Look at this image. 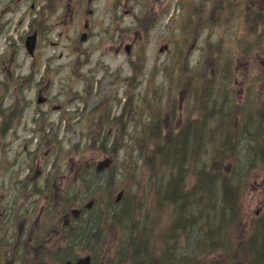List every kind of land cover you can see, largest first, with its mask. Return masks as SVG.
Returning a JSON list of instances; mask_svg holds the SVG:
<instances>
[{"label": "rangeland", "instance_id": "374dc122", "mask_svg": "<svg viewBox=\"0 0 264 264\" xmlns=\"http://www.w3.org/2000/svg\"><path fill=\"white\" fill-rule=\"evenodd\" d=\"M263 6L264 0H0V124L4 113L15 118L8 114L10 109L27 102L21 124L29 129L36 125L31 117L39 90L49 97V115L41 118H48L45 129L57 130L48 144L39 149L27 144L17 153L16 142L7 134L6 144L0 138V160H7L6 147L24 155L38 172L39 187L56 196L69 193L91 200L92 213V207L99 213L106 194H112L102 217L105 229L101 231L99 223L92 229V264L124 261L127 241L128 262L123 264H181L176 256L192 264H247L244 248L217 258L206 242L225 239L226 232L234 235L239 229L238 236H245V212L253 215L262 203L264 208ZM32 30L38 35L31 56L23 39ZM13 102L16 105L9 108ZM185 105L193 115L203 113L197 145L177 168L172 164L157 169L165 129L177 125ZM121 108L125 117L117 121ZM151 124L165 130L153 141ZM32 135L27 130L22 138L33 140ZM50 151L57 162L53 169L47 164L43 168V156ZM105 157L113 158L112 165L84 183L79 175L85 163L92 172ZM205 168L213 170L217 183L210 195L204 191L206 202L201 217H195L197 225L180 227L173 201L170 211L158 215L164 224L176 225L177 233L171 234L175 242L163 224L155 236L152 228L148 231L149 246L133 256V241L128 239L134 228H128L129 222L140 218L148 225L152 199L162 200L154 191L163 192L162 178L174 172L192 189L194 181L186 184L187 179H197L196 173ZM74 172L78 178L71 181ZM222 179L232 195L223 193ZM124 199L133 206L132 214L117 217L112 210L124 206ZM262 222L254 227L255 236Z\"/></svg>", "mask_w": 264, "mask_h": 264}, {"label": "flooded vegetation", "instance_id": "af4514ba", "mask_svg": "<svg viewBox=\"0 0 264 264\" xmlns=\"http://www.w3.org/2000/svg\"><path fill=\"white\" fill-rule=\"evenodd\" d=\"M250 17L253 19L252 14ZM10 115L17 117L8 119V127L0 129V138L6 144L7 134H11L17 153L27 147L28 139L22 138L21 114ZM52 139L45 137L43 142ZM6 152L7 160H0V264H55L86 253L91 244L92 215L85 207L90 203H77L69 193L56 196L46 192L48 188L35 182L38 172L32 170L33 163L29 165L24 155H14L10 147ZM46 161L48 168H54L57 158L51 153ZM72 177L75 179V172ZM77 247L84 251L77 254Z\"/></svg>", "mask_w": 264, "mask_h": 264}, {"label": "bare ground", "instance_id": "6f19581e", "mask_svg": "<svg viewBox=\"0 0 264 264\" xmlns=\"http://www.w3.org/2000/svg\"><path fill=\"white\" fill-rule=\"evenodd\" d=\"M202 112L196 113L193 117L190 118L188 127L180 132L179 134L175 135L172 138V149L168 151V155L165 154L166 160H171L174 158H178V164L180 162H183V160L186 157V154L189 153L190 148L193 146L194 139L198 133V123L202 118ZM264 115V114H263ZM119 118H122L121 116H115V119L119 121ZM262 126V125H261ZM261 126L258 125V129L261 130ZM166 130V131H165ZM165 133L169 131V129H165ZM259 130V131H260ZM148 131L152 135V137L158 138V136L163 135V132L156 126L151 124L148 128ZM212 131H209L207 135H211ZM187 188L178 187L176 188L177 192L172 193L171 197L168 200H163L164 205L170 206L173 201L178 204V211H179V217L180 222L183 224H187L191 221L192 217L195 215V212L201 202V198L204 197L203 193H200L198 196H187L184 195V192ZM110 195L106 194V199L110 200ZM123 202H129L128 200L124 199ZM101 215L100 213H96L91 217L90 225H89V232L90 235H95V231L92 230L94 227V223H99ZM94 222V223H93ZM149 223L151 226L155 227L157 226L158 222L155 218L149 217ZM165 226V232L169 234V239L174 241L171 234L177 233L178 229L176 230V225H173L172 222H167L164 224ZM180 229V228H179ZM180 230L178 234H180ZM175 242V241H174ZM249 264H264V252L252 255L249 259Z\"/></svg>", "mask_w": 264, "mask_h": 264}, {"label": "trees", "instance_id": "16d2710c", "mask_svg": "<svg viewBox=\"0 0 264 264\" xmlns=\"http://www.w3.org/2000/svg\"><path fill=\"white\" fill-rule=\"evenodd\" d=\"M127 101H128V99H127ZM121 117H125L124 113L121 115ZM154 139L155 138L152 137L150 139V141L154 140ZM162 144H163V147L166 150L167 145L164 144V140H162ZM201 170L202 171H199L198 173H196V176L199 179L195 183H193V188L192 189L188 188L184 192V195L196 196V195L199 194V192H202L203 195H204V191H205V193L208 196V195H210L213 192V187H215V184L217 183V181H216L217 179L215 178L216 175L212 174L213 170H211V169L205 168V169H201ZM171 177L176 178L179 181V183L176 182V181L173 182L172 180H168L167 184H170L168 186H171V184H172V186H174L175 188H178V186H181V187L185 188V182L182 181L180 177H175L174 173H172ZM226 182L227 181L224 180V179L221 180L222 191H223V193L225 195H232L230 193V189L228 187V184H226ZM219 188H220V185H219ZM172 193H174V191L171 189V194ZM227 193H230V194H227ZM201 201L203 203L206 202L204 199H201ZM207 203H208V201H207ZM131 227H133L134 230L130 231L131 235H130L128 240H132L133 241V244H132V255L138 257L140 252H135V251L141 250V249H145L147 246H149V244L147 243L148 242V236L147 235H148V231L150 229H149L148 225H146L145 223L143 224L138 219H134V218L132 219V222L129 223L128 228H131ZM127 246H128V241H127V245L125 244V242H124V245H123L124 254L126 256V259H128V251H129V250H127ZM260 250H261V248L258 249V251H260ZM140 259L141 258H139V260Z\"/></svg>", "mask_w": 264, "mask_h": 264}, {"label": "water", "instance_id": "95a60500", "mask_svg": "<svg viewBox=\"0 0 264 264\" xmlns=\"http://www.w3.org/2000/svg\"><path fill=\"white\" fill-rule=\"evenodd\" d=\"M34 43H35V36H34V34L29 35V36L26 37L25 46H26V49L28 50L29 53L32 52L33 47H34ZM40 100L41 99H38V101H40ZM88 262H89V256H85V257L79 258L75 262L67 261V262L62 263V264H88Z\"/></svg>", "mask_w": 264, "mask_h": 264}]
</instances>
